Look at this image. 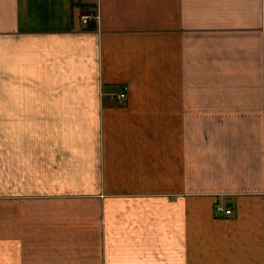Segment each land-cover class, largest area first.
I'll use <instances>...</instances> for the list:
<instances>
[{
	"label": "crops",
	"instance_id": "obj_1",
	"mask_svg": "<svg viewBox=\"0 0 264 264\" xmlns=\"http://www.w3.org/2000/svg\"><path fill=\"white\" fill-rule=\"evenodd\" d=\"M0 264H264V0H0Z\"/></svg>",
	"mask_w": 264,
	"mask_h": 264
},
{
	"label": "built area",
	"instance_id": "obj_2",
	"mask_svg": "<svg viewBox=\"0 0 264 264\" xmlns=\"http://www.w3.org/2000/svg\"><path fill=\"white\" fill-rule=\"evenodd\" d=\"M89 20H91V16L89 15H83L82 16V22L84 25H87ZM119 98H122L123 97V94L122 93H119L118 94ZM231 213V210L229 208H223L221 206H216L215 207V214L220 216L222 214L224 215H229Z\"/></svg>",
	"mask_w": 264,
	"mask_h": 264
}]
</instances>
